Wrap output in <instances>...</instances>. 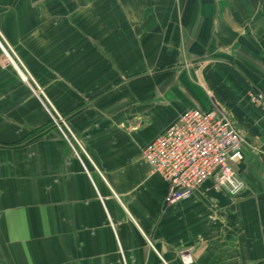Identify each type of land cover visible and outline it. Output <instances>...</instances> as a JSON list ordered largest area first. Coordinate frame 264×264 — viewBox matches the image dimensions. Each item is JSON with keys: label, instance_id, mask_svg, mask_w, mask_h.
<instances>
[{"label": "crops", "instance_id": "crops-1", "mask_svg": "<svg viewBox=\"0 0 264 264\" xmlns=\"http://www.w3.org/2000/svg\"><path fill=\"white\" fill-rule=\"evenodd\" d=\"M0 33L76 149L0 47V264H264V0H0ZM214 103L245 188L170 204L143 150Z\"/></svg>", "mask_w": 264, "mask_h": 264}, {"label": "built area", "instance_id": "built-area-1", "mask_svg": "<svg viewBox=\"0 0 264 264\" xmlns=\"http://www.w3.org/2000/svg\"><path fill=\"white\" fill-rule=\"evenodd\" d=\"M0 47L8 62L18 70L23 81L41 99L72 148L76 150L69 135L63 130V127L67 128L65 121L54 112L45 99L44 91L32 79L1 33ZM250 101L254 105L264 106V93L251 92ZM246 144L244 133L227 112L214 103L207 111L191 108L183 112L176 123L143 150L142 156L153 172L162 176L169 184L167 199L170 204H175L190 199L208 180H212L233 196L241 193L245 183L239 177L236 166L244 159Z\"/></svg>", "mask_w": 264, "mask_h": 264}]
</instances>
